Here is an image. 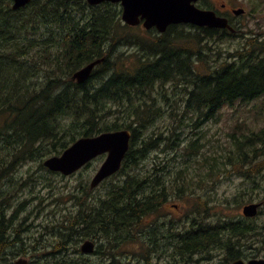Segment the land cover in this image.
I'll return each instance as SVG.
<instances>
[{
  "label": "trees",
  "instance_id": "trees-1",
  "mask_svg": "<svg viewBox=\"0 0 264 264\" xmlns=\"http://www.w3.org/2000/svg\"><path fill=\"white\" fill-rule=\"evenodd\" d=\"M32 1L25 8L14 10L13 0H0V113L6 111L0 114V185L3 178L15 173L11 171L18 165L39 160L46 167L44 157L62 154L83 136L130 129V149L120 170L111 176L124 175L128 179L112 181L97 207L87 201L90 190L94 189H90L88 179H84V184L79 182L71 196L78 210L60 222L64 229L60 255L54 257V263L67 262L66 243L83 238L82 215L98 218L97 230H91V234H103L109 248L115 243L119 247L128 240L143 242L147 230L145 214L158 210L168 197L165 182L149 177H164L170 168L168 164H156L152 170L132 171L138 169V161L148 151L165 143L172 134H180L168 129L154 135L147 133L150 126L173 103H184V112L194 115L199 127L227 105L263 96L264 42L260 43L255 34L246 37L234 50H217L207 59V49L216 48L213 45L217 41L239 35L228 28L192 23L172 24L163 33L155 27L143 26V29L124 22L121 4L109 1L100 4H90L87 0ZM101 58L103 62L87 80L78 83L72 79L75 71ZM165 74L164 79L161 75ZM171 85L175 88L173 93ZM262 132L251 131L242 140L233 139L240 151L238 158L205 156L204 165L192 170L187 166L178 174L189 176L202 186L206 178L227 172L229 166H244L249 157L257 155L264 129ZM180 137H174L171 145H178ZM195 143L194 139L191 146ZM253 170L258 174V167ZM33 184L38 183L27 178L22 182L23 186ZM202 207L208 208L204 201L194 206L196 210ZM190 223L193 227L184 229L180 237L178 223H167L161 229L165 230L168 243L161 246L158 233L152 243L140 244L141 251L135 255L150 259L152 251L153 258L168 255L176 261L180 256L208 251L222 239L226 224L223 222L218 227L215 223L213 227L197 221L195 214ZM134 232L136 236L132 237ZM171 239H181L180 245L172 246Z\"/></svg>",
  "mask_w": 264,
  "mask_h": 264
},
{
  "label": "rangeland",
  "instance_id": "rangeland-1",
  "mask_svg": "<svg viewBox=\"0 0 264 264\" xmlns=\"http://www.w3.org/2000/svg\"><path fill=\"white\" fill-rule=\"evenodd\" d=\"M206 2L214 6L229 2V4L233 3L236 8L246 9L244 14L237 16L238 23L241 25L240 35L229 37L226 41H217L213 45L216 48L207 49V59H211L214 53L218 52L217 50H234L246 37L264 33V0H207ZM139 26L145 29L142 24ZM169 88L173 93L175 88H172V85ZM183 104L182 102L181 104L173 103V107L168 106V110L150 126L147 132H153L154 135L155 132H166L168 129L179 132V136L181 135L179 144L171 145L170 141L174 137H179L172 134L169 140H165V143L148 151L147 156L138 161V169L132 172L152 170L156 164L169 165L168 175L149 177V179L165 182L168 192V200L157 211L155 218L165 220L170 224L171 222L179 223L181 226L184 225V219L192 217V214L198 218L203 217L205 221L211 223L222 220V222H226L228 218L239 215L244 204L254 200L252 198L256 197L257 181L261 182L259 191L264 196V163L257 164L264 160V146L263 150H260L254 158L249 157L244 166L240 164L229 166L227 172L207 178L202 186H199L189 176L178 174V171L184 170L183 168L187 166L192 170L195 166L204 165L203 158L205 156L212 158L217 154L233 159L238 158L240 151L233 144V139L242 140L243 135L247 132H258L264 127V96L250 101L239 100L233 105H227L218 112L216 117L204 121L199 127L196 126L194 115L184 112ZM194 139L196 143L191 146ZM258 145L257 148L260 149ZM227 149L228 154L226 153ZM260 153L261 157L258 158ZM106 156V154L99 156L88 168L73 175L63 176L50 172L46 167L41 166V162L38 160L27 164L23 163L20 167L18 165V172L10 173L9 176L3 178L0 185V201L10 200L9 191L12 185L15 186V189L21 185L20 176L23 177L22 182L27 178L38 183L22 185V192L23 187L24 192L22 197L18 198V201L23 203L22 246L24 258L28 259V264H55L54 257L60 255L58 248L61 246L60 237L64 229L60 222L68 220L78 210L75 200L71 198L72 193L79 187L80 181L83 184L85 178L88 179V182L91 181ZM46 158L44 157V160ZM255 167L259 168L258 174L253 170ZM183 177L187 178L182 179ZM124 178H126L124 175L118 178L109 177L104 181L105 183L90 190L89 204L97 207L100 197L106 192L109 184L114 180ZM202 201L208 206L207 212H203L204 207L199 212L194 208ZM172 204H178L179 208L175 209ZM259 220L264 221V207ZM131 236H136V232ZM86 239L90 238L81 239L78 237L69 242L67 244L68 254H65V258L68 260L58 264H85L84 259H80L78 249L80 250V245ZM137 243L138 241H128L118 248L120 251L127 246L137 248L140 245ZM141 243L143 242L141 241ZM115 245L116 243L112 248H109L108 239L104 237V244L100 245V259H89L88 263L110 264L108 261L117 259L114 256L117 249ZM26 251L29 252V255ZM14 255L15 253L10 254V256ZM159 257L155 255L152 259H160ZM12 260L14 259H2L0 264H10ZM200 260L204 264H215L219 259ZM125 261L129 260L125 259ZM152 264L155 263L152 262ZM164 264H169V262Z\"/></svg>",
  "mask_w": 264,
  "mask_h": 264
},
{
  "label": "flooded vegetation",
  "instance_id": "flooded-vegetation-1",
  "mask_svg": "<svg viewBox=\"0 0 264 264\" xmlns=\"http://www.w3.org/2000/svg\"><path fill=\"white\" fill-rule=\"evenodd\" d=\"M206 1L207 0H198L196 2V6L201 9L214 10L218 15L226 17L229 20V23L236 29L234 32L240 35L239 32L241 30V25L240 23H238V20H237L238 14L235 12V10L238 8H243V7L236 8L234 7L233 3L229 4V2L222 3L219 6L217 5L214 6L211 4L208 6L205 4ZM257 35L259 37V42L263 43L264 33H259ZM263 129L264 127L258 132H262ZM259 143H258L259 144L258 147L260 146V149L258 148V152L260 150H263L262 147L264 146V137L260 139ZM260 157H261V153L259 154L258 158ZM263 163H264V160L257 164H263ZM18 168L15 171H11V172H18ZM20 178L21 176L19 177V180ZM125 179H128V178L126 177ZM196 179L199 180L201 178H196ZM20 183L21 185L20 187H18V189H15V186L12 185L9 191L10 200L0 201V214L4 215V218L0 217V243L2 245L6 244L5 247L3 246V249H1L2 246L0 244V262L2 259L4 260L14 259L11 261L10 264H15L17 260L24 258V252H23V246H22L23 219L21 218L22 212H23V209H22L23 203L18 201V198L22 197V192H21L22 182L20 181ZM260 185H261V182L257 181L256 186H255L256 197L252 198L254 200L244 204L242 211L240 210L241 212L239 215L235 217H230L227 219L224 232L221 234L222 239L220 238L218 242L210 246L208 251H201V252L194 253L188 256H180L179 260H176V261L169 259L168 255L160 256L159 257L160 259H152L153 258L152 251H150V259L142 258L141 256H136L135 253L139 250L141 251V249H139V246L141 245L139 244L148 245L152 243L153 238H155L158 233L160 234V237H161L160 245L165 246L168 243L165 230L161 229L162 227L166 226L167 221L161 220L159 218H155L157 211H159L161 208L160 207L158 210L154 212H148L144 216L143 220H144L145 226L147 227V230L145 231L146 239L143 241V243H141V241H138L137 244L139 246H137V248H134V247L130 248L129 246H127V248H124L121 251L117 247L115 251V255H114L117 257V259H112L108 261V263L110 264H134V263L152 264V262H154L155 264H164L165 262H169V264H204V262L201 261L200 259H208V260L219 259L217 263L215 264H236L237 262H242V261L245 262V264H251V260L257 259V260H262L264 264V221L259 220V217L261 216L262 210L264 207V196L262 195V192L259 191ZM167 200H168V197H167ZM165 202H163V204ZM249 204H259L256 215L249 216L244 213V207ZM172 205L175 209L179 208L178 204H172ZM200 210L201 208H199V210H196V211L199 212ZM203 212H207V210H204L203 208ZM191 218L192 217H187V219H184L183 226H181L178 223L177 231L179 232V237L181 236L182 231L184 229L187 230L193 227V225L190 223ZM196 219L197 221H205L203 217H200V218L196 217ZM222 221H217V222L215 221L214 223L207 222V221L205 222H207L208 224H211V226L213 227L215 226V223H216L217 226L220 227L221 223H223ZM97 222H98V218L93 219V217H89L88 215L87 217H84V215H82V224H81V232L83 236L82 239L87 238V237L90 238V239L84 240L82 242V245L85 243V241H88V240H91L94 243V249L89 252L84 251L82 249V245H80L81 246L80 250L78 249V252L80 254V259H84L83 261L85 262V264H89L88 263L89 259H100V256H101L100 245L104 244V235L101 233H98L96 235L91 234V230H97ZM196 226H198V224H196ZM247 228H249L250 231H247ZM1 238H2V241H1ZM93 238H96V240H93ZM180 240L181 239L179 240L171 239L169 243L172 246L175 244L180 245V242H181ZM128 241L137 242L135 240H128ZM68 243L69 242L66 243V246H65L66 248H68L67 247ZM13 253H15V255L10 256V254H13ZM26 253L27 255H29L28 251H26ZM65 254H68L67 249L65 251ZM125 259L129 261H125ZM181 259H186V260L182 261ZM103 263L104 262H102L101 264Z\"/></svg>",
  "mask_w": 264,
  "mask_h": 264
},
{
  "label": "water",
  "instance_id": "water-1",
  "mask_svg": "<svg viewBox=\"0 0 264 264\" xmlns=\"http://www.w3.org/2000/svg\"><path fill=\"white\" fill-rule=\"evenodd\" d=\"M32 0H13V9L27 5ZM90 4H100L105 1L120 3L122 6V18L124 22L132 26L142 25L146 29L156 28L159 32H166L172 24L192 23L198 26L210 28L236 29L229 20L218 15L214 10L201 9L196 6L198 0H87ZM237 14L245 12L244 8L235 10ZM103 58L96 59L91 63L75 71L72 79L78 83L87 80L94 68ZM132 131L119 129L102 132L95 136H83L76 140L62 154L53 155L45 159L44 165L52 171H60L64 175H71L85 166L94 158L107 154L94 177L91 186L95 187L100 182L112 176L120 170L127 152L130 149ZM259 204H249L244 207V213L249 216L257 214ZM82 249L89 252L94 249L91 240L85 241ZM25 258L19 259L15 264H27ZM236 264H245L237 262ZM251 264H263L262 260H251Z\"/></svg>",
  "mask_w": 264,
  "mask_h": 264
},
{
  "label": "bare ground",
  "instance_id": "bare-ground-1",
  "mask_svg": "<svg viewBox=\"0 0 264 264\" xmlns=\"http://www.w3.org/2000/svg\"><path fill=\"white\" fill-rule=\"evenodd\" d=\"M32 2H33V1H32ZM32 2H31V3H32ZM85 2H87V1H85ZM29 5H30V4H29ZM27 6H28V5H27ZM27 6H26V7H27ZM95 6H97V5H95ZM22 7H23V6H22ZM22 7H21V8H22ZM11 8H12V6H11ZM23 8H25V7H23ZM18 9H19V8H18ZM14 10H16V9H14ZM190 37H191V36H190ZM158 44H159V43H158ZM164 47H165V46H164ZM160 48H161V46H160ZM157 49H158V48H157ZM160 50H161V49H160ZM170 66H171V65H170ZM171 69H172V68H171ZM176 70H177V69H176ZM177 71H178V70H177ZM172 72H173V71H172ZM171 74H172V73H170V75H168V76H171ZM174 75H175V74H174ZM159 76H160V75H159ZM161 76H165L164 79L166 78V74H165V75H161ZM158 78H159V77H158ZM174 78H176V77L174 76ZM164 79H163V81H164ZM171 80H172V79H171ZM175 80H176V79H175ZM153 81H154V79H153ZM161 82H162V81H161ZM249 85H250V84H249ZM136 87H137V86H136ZM144 87H145V86H144ZM244 88H245V87H244ZM244 88H243V89H244ZM141 89H142V88H141ZM141 89H139V90H141ZM149 89H150V88H149ZM142 90H143V89H142ZM137 92H138V91H137ZM144 94H145V93H144ZM146 95H147V93H146ZM143 96H144V95H143ZM8 110H9V109H8ZM8 110H7V111H8ZM4 111H5V110H4ZM4 111L2 110V112H1L0 114H2ZM9 111H10V110H9ZM9 111H8V112H9ZM5 112H6V111H5ZM39 112H40V111H39ZM4 115H5V114H4ZM7 115H8V114H7ZM30 119H31V118H30ZM27 125H28V124H27ZM27 128H28V127H27ZM26 130H27V129H26ZM32 135H33V134H32ZM127 182H129V181H127ZM130 183H132V182L130 181ZM124 184H125V183H124ZM138 189H139V188H138ZM114 204H115V203H114ZM115 205H116V204H115ZM176 206H177V205H176ZM176 206H175V207H176ZM111 208H112V206H111ZM114 208H115V207H114ZM116 209H117V208H116ZM114 210H115V209H114ZM114 212H115V211H114ZM129 215H130V213H129ZM131 218H132V216H131ZM131 218H130V219H131ZM135 219H136V218H134V220H135ZM191 224H192V223H191ZM199 225H200V224H199ZM201 227H202V226H201ZM203 227H205V226H203ZM206 227H207V226H206ZM200 229H201V228H200ZM202 229H204V231H205V228H202ZM202 229H201V230H202ZM206 231H207V230H206ZM206 231H205V232H206ZM193 232H194V231L192 230V233H193ZM202 232H203V231H202ZM205 232H204V233H205ZM189 233H190V231H189ZM192 233H191V234H192ZM195 233H196V231H195ZM199 233H201V232H199ZM201 234H202V233H201ZM177 235H178V234H177ZM202 235H203V234H202ZM199 236H200V235H199ZM193 237H195V236H193ZM193 237H192V238H193ZM197 237H198V236H197ZM1 241H2V238H1ZM2 243H3V242H2ZM7 243H8V242H7ZM0 244H1V243H0ZM5 245H6V244H4V245L1 244V246H2L1 249H3V246L5 247ZM7 245H8V244H7ZM201 246H202V245H201ZM201 246H199V247H201ZM209 246H210V245H209ZM60 247H61V246H60ZM202 247H203V246H202ZM202 247H201V248H202ZM62 248H63V247H62ZM203 248H204V247H203ZM58 249H59V248H58ZM60 249H61V248H60ZM204 249H205V248H204ZM196 253H198V252H196Z\"/></svg>",
  "mask_w": 264,
  "mask_h": 264
}]
</instances>
